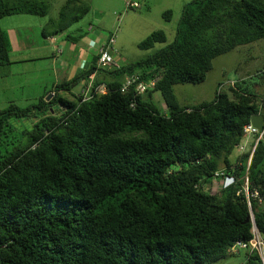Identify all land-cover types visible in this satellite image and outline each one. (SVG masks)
Returning a JSON list of instances; mask_svg holds the SVG:
<instances>
[{"label": "trees", "instance_id": "1", "mask_svg": "<svg viewBox=\"0 0 264 264\" xmlns=\"http://www.w3.org/2000/svg\"><path fill=\"white\" fill-rule=\"evenodd\" d=\"M89 10L66 0L44 31L60 33ZM13 14L45 16L47 5L0 0V19ZM263 38L264 0H190L173 40L154 53L112 70L97 68L96 56L30 106L10 102L0 111V264H211L230 256L251 223L244 195H236L248 154L233 167L229 156L258 111V95L236 80L210 101L180 105L173 86L200 83L215 57ZM165 41L155 30L137 46ZM9 49L0 27V66L10 63ZM102 69L108 78L96 76ZM92 73L93 86L105 83L107 91L81 101L72 89ZM126 75L158 79L134 97L120 91ZM11 119L31 126L19 130ZM222 167L226 183L209 191L204 185L219 181ZM248 180L264 198V139ZM251 209L264 235V200ZM246 264H260L258 256L248 254Z\"/></svg>", "mask_w": 264, "mask_h": 264}, {"label": "rangeland", "instance_id": "2", "mask_svg": "<svg viewBox=\"0 0 264 264\" xmlns=\"http://www.w3.org/2000/svg\"><path fill=\"white\" fill-rule=\"evenodd\" d=\"M37 1H41L47 5L46 19L55 20L57 18L58 20V14L66 0ZM126 1L129 0H81V2L89 6V12L65 31V34L69 31V35L73 36L76 34V31L73 30L75 26L83 25V28L87 29L89 23L97 32H100V37L105 38V40L110 35L114 34L115 40L113 48L116 49L114 55L116 61L113 66L110 65V67H106L108 70L143 59L170 43L174 38L175 28L181 14V8L190 0H149V4L146 0H137L140 5L138 8L124 9ZM165 10L172 11L170 20H165L163 18L162 15ZM0 24L2 28H5L9 39H11L14 34L12 30L14 26L12 18L6 16V18L0 21ZM155 30H162L166 35V41L163 43L157 42L149 49L139 48L137 43ZM55 36L61 37L63 35L55 34ZM39 67L40 65L34 66L35 69ZM42 72L44 80H47L49 78L47 69H42ZM97 72L98 76L108 78L104 69L98 70ZM239 78L247 80L246 83L249 84L258 95L257 101L263 99L264 38L239 46L227 53L215 57L203 81L197 84H175L173 86V91L180 105H193L201 101L212 100L217 92H229V87L233 86L234 81ZM41 80L43 79L41 78ZM79 84L75 85L72 91L77 90L78 86H80ZM37 92H39V90L33 89L29 91V95L37 94ZM27 94L28 92L0 89V111L6 108L10 102L24 108L35 103L39 98L36 96V98L29 99ZM11 97L14 98V100L7 102L8 98ZM65 97L68 99L73 98L71 94H67ZM151 98L159 109L166 111L165 104L159 92H152ZM10 124L17 127L19 130H21L24 125L28 127L31 126V123L25 122L24 125H22L16 122L15 119H11ZM238 153V148L235 147L229 156L231 162L235 161ZM221 185L222 179L219 178V181H214L210 186H204L209 191L216 192L220 189ZM211 264H246V251L240 250L230 256L218 259Z\"/></svg>", "mask_w": 264, "mask_h": 264}, {"label": "crops", "instance_id": "3", "mask_svg": "<svg viewBox=\"0 0 264 264\" xmlns=\"http://www.w3.org/2000/svg\"><path fill=\"white\" fill-rule=\"evenodd\" d=\"M135 1L137 2V0ZM146 2L149 4V0H146ZM46 15L13 14L7 16L12 18L14 25L12 28L14 32L12 40L9 39L8 33L0 24V27L7 34L10 46V63L0 66V89L28 92L27 96L29 99L43 96L53 86L68 81L80 69L89 67L95 60L99 47L107 40V38L106 40L101 38L100 32H97L89 23L87 29L83 28V25L75 26L73 30L76 31V34L73 36L69 35V31L65 34L66 29L57 33L63 35L61 37H56L55 34H52L54 28L48 29L49 31L46 33L44 31L46 23L57 21V18L55 20L46 19ZM3 18H6V16ZM115 53L116 49L113 48L111 51L113 64L111 66L116 61L114 58ZM39 65L38 69L34 68V66ZM43 67L47 69L49 74L47 80H44ZM123 77L121 81L124 80ZM238 80H244V78H239ZM79 85L77 90L72 91L75 95L79 93L84 83ZM33 89H37L39 92L29 95V91ZM67 94V92L63 93L64 96ZM12 100L14 98H8L7 102ZM260 100L262 102L261 109H264V97ZM258 102L259 100L257 105ZM252 138L248 139L247 150L251 145ZM239 155L240 153H238L237 157ZM226 181L222 180L223 183H226Z\"/></svg>", "mask_w": 264, "mask_h": 264}, {"label": "built area", "instance_id": "4", "mask_svg": "<svg viewBox=\"0 0 264 264\" xmlns=\"http://www.w3.org/2000/svg\"><path fill=\"white\" fill-rule=\"evenodd\" d=\"M124 9L127 8H138L139 3L136 1H126L124 5ZM114 34L110 35L107 40L99 47L97 52V61L96 66L97 68H106L113 64V57L111 55V51L113 49L114 43ZM93 78L94 73L89 76L87 82L83 85L82 89H80L79 93H77V97L81 99V101L87 100L94 95L102 94L107 91V87L105 83H100L96 86H93ZM158 77L155 76L150 80L147 81H140L137 75H126L122 84L120 85V91L126 92L129 91L133 94L134 97L145 93L147 90L153 89ZM235 82V81H234ZM233 85V84H232ZM53 95V92H51ZM133 105V102L130 104ZM262 108V102L259 99L258 102V111L254 115L260 114ZM252 138L251 145L247 150V143L248 139ZM264 139V122L261 125V128L258 129L252 125L251 121L243 126V137L239 144L236 146L238 148V152L241 154L247 153V159L245 163V169L243 174V182L237 190L236 195L243 194L245 198V202L247 204L249 210V220L251 223V230H250V237L247 240H236L232 243L228 249L227 253L232 255L234 253L239 252L240 250L246 251V259L248 254H256L259 258L260 264H264V235L257 229L254 216L251 209V202L257 201L258 203H262L264 198L261 195L258 188L253 187L250 188L249 180H248V172L249 166L251 163V159L256 148V145L260 140ZM247 150V151H246ZM235 165H239L238 161H234L232 163V167ZM226 167H222L214 172V176L220 179H224L226 177Z\"/></svg>", "mask_w": 264, "mask_h": 264}, {"label": "water", "instance_id": "5", "mask_svg": "<svg viewBox=\"0 0 264 264\" xmlns=\"http://www.w3.org/2000/svg\"><path fill=\"white\" fill-rule=\"evenodd\" d=\"M51 97V94H48V96L46 97V99L48 100ZM250 121L252 123L253 126H255L256 128L260 129L261 125L264 122V116L261 114L258 115H252L250 118Z\"/></svg>", "mask_w": 264, "mask_h": 264}]
</instances>
